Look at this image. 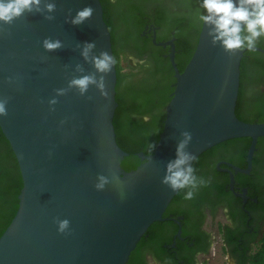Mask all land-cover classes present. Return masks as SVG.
<instances>
[{
	"label": "water",
	"instance_id": "obj_1",
	"mask_svg": "<svg viewBox=\"0 0 264 264\" xmlns=\"http://www.w3.org/2000/svg\"><path fill=\"white\" fill-rule=\"evenodd\" d=\"M54 2V20L26 14L0 33V97L9 98L0 132L21 179L17 209L0 235V264H125L177 193L161 179L166 163L175 158L180 133L191 132L187 150L195 159L222 141L249 138V162L256 140L264 138V123L235 117L242 51L228 55L219 44L213 46L202 23L181 72L169 54L173 89L150 163V154H127L115 143L114 66L105 76L107 99L94 86L84 96L72 89L56 97L55 110L49 111L55 89L67 87L74 75L94 72L77 43L94 41V54L112 55L98 0ZM85 6L95 10L91 20L79 26L65 22L69 10L74 16ZM49 37L61 40L63 47L45 51L42 41ZM77 63L84 73L73 71ZM8 77L15 82L9 84ZM100 174L111 182L97 191ZM55 219L69 220V234L57 232Z\"/></svg>",
	"mask_w": 264,
	"mask_h": 264
},
{
	"label": "flooded vegetation",
	"instance_id": "obj_2",
	"mask_svg": "<svg viewBox=\"0 0 264 264\" xmlns=\"http://www.w3.org/2000/svg\"><path fill=\"white\" fill-rule=\"evenodd\" d=\"M98 1L118 65L166 66L173 77L172 53L177 71L184 68L182 48L198 36L202 0ZM234 115L264 123V37L255 52L242 51ZM249 145V138L230 139L201 153L192 166L206 185L191 200L184 199L187 189L177 192L125 264H249L264 231V138L256 140L248 162Z\"/></svg>",
	"mask_w": 264,
	"mask_h": 264
},
{
	"label": "clouds",
	"instance_id": "obj_3",
	"mask_svg": "<svg viewBox=\"0 0 264 264\" xmlns=\"http://www.w3.org/2000/svg\"><path fill=\"white\" fill-rule=\"evenodd\" d=\"M200 8L204 10L203 13L200 12ZM55 11L54 0H0V33L7 32L4 26H11L14 21L26 14H43L44 19L51 21L55 19L51 15ZM94 11L93 7L85 6L71 16L69 10L70 19L66 17L65 22L74 26L82 25L92 19ZM196 20L207 26V35L211 38V44L213 46L219 44L228 55H236L245 49L248 52H255L259 39L264 37V0H202L196 10ZM42 47L47 52H54L63 47V42L49 37L43 39ZM75 47L80 49L81 58L85 63L92 65L94 72L74 75L68 80L67 87L55 89V96L48 100L49 111L55 110L52 106L58 103L56 97L64 96L72 89H75L80 96H84L89 88L94 86L101 97L107 99L109 96L105 76L116 64V58L106 51H100L98 55L94 54L93 50L96 47L94 41L77 43ZM73 71L84 73L85 69L83 65L77 63ZM15 79L8 77L7 82L12 84ZM87 99L91 100L92 97L88 96ZM8 102V97H0V117L8 115L6 107ZM60 123L63 124L64 121ZM180 136L181 139L175 148V158L166 163L161 184L177 192L187 189L184 199L191 200L198 188L205 186L207 182L197 177L196 169L192 166L195 157L187 150L192 140L191 132L182 131ZM155 147V142L149 144L148 163L151 162V153ZM96 180L94 188L97 191H102L111 182L109 177L102 174L98 175ZM54 223L57 225L58 233L69 234L68 219H55Z\"/></svg>",
	"mask_w": 264,
	"mask_h": 264
},
{
	"label": "trees",
	"instance_id": "obj_4",
	"mask_svg": "<svg viewBox=\"0 0 264 264\" xmlns=\"http://www.w3.org/2000/svg\"><path fill=\"white\" fill-rule=\"evenodd\" d=\"M103 22L105 23L104 19ZM196 39L194 41L190 39L189 43L183 45L182 55L187 61ZM111 52L116 58L114 65L116 108L112 117L115 143L124 153L140 152L145 155L149 150V144L153 142L156 144L161 131L163 108L169 101L173 89L172 71L166 66L121 71L118 67L119 54L113 52L112 48ZM143 115L148 118L145 122L140 120ZM20 189L21 179L16 161L0 132V235L17 209V195ZM249 264H264V231Z\"/></svg>",
	"mask_w": 264,
	"mask_h": 264
},
{
	"label": "rangeland",
	"instance_id": "obj_5",
	"mask_svg": "<svg viewBox=\"0 0 264 264\" xmlns=\"http://www.w3.org/2000/svg\"><path fill=\"white\" fill-rule=\"evenodd\" d=\"M118 67L120 68L121 71H128L129 70L127 66L124 67L122 64H119Z\"/></svg>",
	"mask_w": 264,
	"mask_h": 264
}]
</instances>
